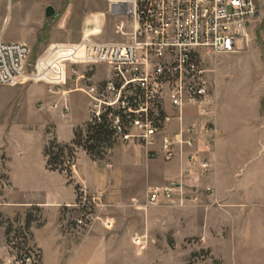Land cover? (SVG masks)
Listing matches in <instances>:
<instances>
[{"label":"crops","instance_id":"1","mask_svg":"<svg viewBox=\"0 0 264 264\" xmlns=\"http://www.w3.org/2000/svg\"><path fill=\"white\" fill-rule=\"evenodd\" d=\"M252 25L247 43L235 56L254 45ZM217 71L215 115L198 119L194 110L186 111L187 125L214 124L215 133L202 138L199 146L187 149L190 155L198 153L200 159L211 163L209 173L202 176L199 163L190 162V155L163 171L164 184L184 180L186 194L192 200L181 205L177 197L170 205L135 211L126 207L131 195L124 187L131 183L130 172L124 173L120 180L117 171H106L110 176L109 201L115 205L110 218L113 228L96 227L80 239L70 235L63 216L77 201L76 184L70 182L66 173L49 169L45 150L51 135L63 145L73 142L77 127L88 120L79 123L78 113L87 110L88 99L82 93H72L69 97L72 113L67 119L51 109L56 98L47 93L44 84L20 85L24 90L18 97L0 99V106H7L10 111L8 121H0V187H5L0 210L14 217L19 215L25 221L33 211L40 215L30 228V243L41 253L42 264H160L158 254L152 260L144 252H157L163 246L170 253L176 251L179 237L182 250L187 253L186 264L194 255L200 258L196 264H264V78L252 95L234 94L236 88L225 86L228 82L224 79L230 78L228 72L222 71L220 65ZM40 85L39 92L29 94ZM76 94L81 97L80 107ZM20 113L28 117L46 114L42 117L45 143L40 152L20 146L11 153L8 140L21 121ZM48 115L53 118L48 119ZM28 117L21 125L24 131L31 130ZM65 130L70 131L68 137H64ZM211 139L215 140V146L208 151L204 142ZM123 161L128 170L138 163L131 158ZM91 168L90 181L75 164L77 183L90 193L94 187L104 185L99 169L96 168L95 175V167ZM186 170L191 172L189 176L185 175ZM136 237L147 243L139 252L135 250ZM7 245V233L0 223V264L8 260Z\"/></svg>","mask_w":264,"mask_h":264},{"label":"built area","instance_id":"2","mask_svg":"<svg viewBox=\"0 0 264 264\" xmlns=\"http://www.w3.org/2000/svg\"><path fill=\"white\" fill-rule=\"evenodd\" d=\"M106 16L116 22L115 33L122 41L84 39L75 45L51 46L32 60L29 45L1 40L0 86L44 84L56 98L51 109L62 119L72 113L70 95L82 93L90 99V124L107 121L115 137L148 148L159 146L169 159L177 149L197 147L202 138L215 133L211 122L187 125L183 118L188 108L197 110L198 119L215 115L216 82L208 77V62L239 51L247 42L250 26L263 18L259 0H107ZM100 67L106 68L102 74ZM176 119L181 125L169 133ZM204 146L210 151L215 140ZM189 161L199 163L202 176L209 173L211 163L198 153ZM177 197L181 205L192 200L184 180L152 190L146 207L172 203ZM107 206L102 194L84 188L68 211L79 213L78 230L90 231L97 222L110 229V219L102 216ZM25 243L23 236H12L9 248L12 253L20 250V255L4 264H38L34 251L23 249Z\"/></svg>","mask_w":264,"mask_h":264},{"label":"rangeland","instance_id":"3","mask_svg":"<svg viewBox=\"0 0 264 264\" xmlns=\"http://www.w3.org/2000/svg\"><path fill=\"white\" fill-rule=\"evenodd\" d=\"M106 1L107 0H0V41L9 42H22L29 45L32 49V60L45 55L51 46L56 45H75L81 43L84 39H90L91 41L100 43L120 42L122 38L116 35V22L106 16ZM260 9L263 12V18L253 23L252 28L254 30L253 46L249 51L244 52L239 56H235V53L220 54L213 59L209 60L207 69L208 77L211 80H216L218 77L217 67L220 65L222 71L228 72L230 78H225V86H230L229 89L236 88L234 94L252 95L258 87V83L264 78V0H259ZM49 6H53L56 10V14L48 19L46 17V10ZM247 43V42H245ZM244 43V44H245ZM243 47V46H242ZM235 56V57H234ZM80 69V67H79ZM105 67H100L99 72L102 74L105 71ZM228 76V77H229ZM95 83V70L91 76ZM29 85V84H28ZM70 85H74L71 80ZM34 86V85H33ZM42 89L41 85L36 86L29 94H34ZM23 87L9 88L7 86H0V99L9 100L14 99L22 94ZM77 104L80 107L79 94L74 95ZM86 96V95H85ZM90 103V99L86 96ZM88 103V102H87ZM89 108V107H88ZM88 108L86 111H78L79 123H83L88 119ZM194 110L195 108H188ZM187 109V110H188ZM186 110V111H187ZM9 113L7 106H0V121H8ZM46 115H19L21 121L18 122V126L13 130L9 138L11 145V153L20 146H29L34 150V153L40 152L44 142V130L42 120ZM49 116V115H48ZM178 116V114H177ZM18 117V118H19ZM31 118L28 129L25 130L21 126L25 124L24 118ZM186 112L184 115V123L186 124ZM53 118L49 116L48 119ZM54 120H57L54 118ZM180 120L176 119L170 125L169 133L176 131L180 125ZM90 123L87 121L82 126H78L77 130L82 131L84 138L86 139V132ZM70 131H64V137L69 136ZM55 138L50 136L49 142H52ZM55 141H57L55 139ZM58 142V141H57ZM59 143V142H58ZM160 143V142H159ZM60 144V143H59ZM190 147L184 148V150L177 149L175 155L169 159L165 151L157 146L155 148H148L147 146L135 144L133 142H125L122 138H114V146L111 151L105 153L102 159L95 160L91 158L83 149H78L76 154V164L80 174L86 177L90 181L93 179V171L91 165L99 169L101 175L102 187L91 189V194H102L104 196L105 203L108 205L102 212V216L111 218L113 215L114 203L109 201L108 187L110 184V176L106 174V171H117L119 179L121 180L124 173L131 174V183L126 189L127 193L131 195L129 201H127L126 207H130L135 211L147 210L146 207L148 194L157 187L165 186V179L163 178V171L166 168H170L177 163L178 160L183 162V158L190 155L187 152ZM183 151V152H182ZM192 155V154H191ZM189 157V156H188ZM124 158H131L138 163L132 165V168L128 170L123 162ZM95 163V165L91 162ZM71 168V177L69 178L71 183H75L78 195H81V186L77 183L75 178V166H70L66 163L65 168ZM174 177L176 175H173ZM118 181L119 183L121 181ZM122 184V183H121ZM120 184V185H121ZM162 185V186H161ZM5 189V187H4ZM4 189L0 187V202ZM171 203H161L159 205L166 206ZM123 206V205H122ZM120 207V206H119ZM0 210V223L5 227L8 238V260H13L16 256L20 255V250L11 252L9 248L10 238L17 235V237L23 236L26 243L23 249L33 250L39 263L42 264L41 253L31 246L32 234L31 230H26V221L21 219L23 217L17 215L12 216L6 213H2ZM33 216L39 214L35 211L32 212ZM65 225L68 227L70 235H75L77 238H82L88 233L95 231L96 227H101L104 230H111L106 228L101 222H97L93 225L90 231L78 230L75 227V219L78 218L79 213L75 211H65ZM137 238V237H136ZM135 238V239H136ZM178 250L169 252L165 247L160 248L157 252L149 250L144 252V255L152 260L158 254L160 264H186L187 253L182 250L181 237L178 238ZM135 242V240H134ZM146 241L141 244H135L136 252H139L147 247ZM187 246V245H186ZM185 246V247H186ZM134 255V251L132 252ZM204 255V254H202ZM144 256V257H145ZM200 260L199 256L194 255L191 258L189 264H196Z\"/></svg>","mask_w":264,"mask_h":264},{"label":"trees","instance_id":"4","mask_svg":"<svg viewBox=\"0 0 264 264\" xmlns=\"http://www.w3.org/2000/svg\"><path fill=\"white\" fill-rule=\"evenodd\" d=\"M114 138V131L107 121L98 125L90 124L86 132V139L84 138L83 132L77 130L75 131V138L71 144H59L55 139L49 142L45 150L47 165L50 170L66 173L68 178H70L71 168L69 167L67 169L65 165L69 161L70 166H75L78 149H83L95 160L102 159L106 152L113 149ZM37 218L32 213L27 215L26 230H30L32 224L37 221Z\"/></svg>","mask_w":264,"mask_h":264},{"label":"water","instance_id":"5","mask_svg":"<svg viewBox=\"0 0 264 264\" xmlns=\"http://www.w3.org/2000/svg\"><path fill=\"white\" fill-rule=\"evenodd\" d=\"M56 14V10L53 6H49L46 10V17L48 19L52 18Z\"/></svg>","mask_w":264,"mask_h":264}]
</instances>
